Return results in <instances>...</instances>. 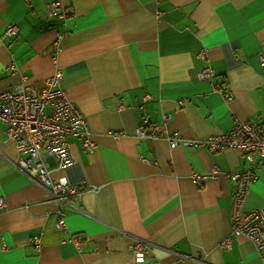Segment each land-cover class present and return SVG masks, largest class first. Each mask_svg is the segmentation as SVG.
Returning <instances> with one entry per match:
<instances>
[{"label":"crops","instance_id":"0c3cea01","mask_svg":"<svg viewBox=\"0 0 264 264\" xmlns=\"http://www.w3.org/2000/svg\"><path fill=\"white\" fill-rule=\"evenodd\" d=\"M51 1L0 0V92L23 81L42 88L59 73L94 147L70 137L73 164L60 170L50 159L52 178L83 190L60 229L61 208L15 166L0 121V264H264L252 238L231 232L230 179L193 178L214 164L249 168L244 152L171 147L165 136L264 124V0H62L66 17L49 14ZM144 117L157 128L138 137ZM255 173L244 211L264 204V167Z\"/></svg>","mask_w":264,"mask_h":264},{"label":"built area","instance_id":"2783aa9c","mask_svg":"<svg viewBox=\"0 0 264 264\" xmlns=\"http://www.w3.org/2000/svg\"><path fill=\"white\" fill-rule=\"evenodd\" d=\"M51 16L66 17L62 0H53L48 4ZM19 29L16 23H9L5 29L8 35H15ZM59 46V45H58ZM200 55L205 56L201 51ZM261 64L264 66V53L261 54ZM211 70L206 68L201 72L203 78L209 76ZM59 73L47 78L45 86L36 87L25 81L15 88L0 92V121L7 125V133L15 142L20 154L15 166L32 181L40 185L47 193L50 201L61 209L58 212L57 227L66 228L63 209L80 210L72 203V199H80L83 194L81 185L69 182L66 176L52 178L50 159H53L60 170H65L74 162L71 151L70 137H81L82 146L86 150L94 147L92 131L89 123L77 102L68 98L67 93L58 86ZM226 99L232 98L229 90H224ZM149 95L143 98L147 102ZM169 119V115L165 116ZM145 127H151L148 130ZM157 128L154 122L144 117L142 125L137 128V136L153 135ZM112 135L118 137L120 132ZM171 147L179 144L190 148H207L211 151L232 148L244 152L250 167L241 170H223L218 164L206 173L195 172L194 180L216 179L220 174L227 176L233 189V215L231 232L236 235H247L253 239L256 247L264 257V204L257 209L244 211V203L250 185L256 181L255 169L264 167V124L257 120H240L227 132L211 134L203 139H189L178 133H165ZM5 206V200L0 197V208ZM34 244L40 246V237H33ZM227 238L223 245L228 246ZM139 246L143 242L139 241ZM141 259L143 252H137Z\"/></svg>","mask_w":264,"mask_h":264}]
</instances>
